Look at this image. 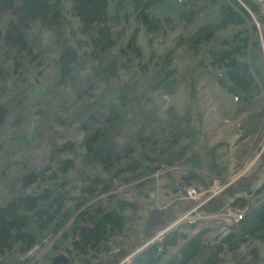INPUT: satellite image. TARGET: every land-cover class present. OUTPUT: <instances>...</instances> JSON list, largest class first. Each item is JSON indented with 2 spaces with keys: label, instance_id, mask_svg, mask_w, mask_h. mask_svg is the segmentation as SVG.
Returning a JSON list of instances; mask_svg holds the SVG:
<instances>
[{
  "label": "trees",
  "instance_id": "obj_1",
  "mask_svg": "<svg viewBox=\"0 0 264 264\" xmlns=\"http://www.w3.org/2000/svg\"><path fill=\"white\" fill-rule=\"evenodd\" d=\"M72 19L88 48L73 40ZM170 32L172 45L157 54ZM179 46L204 51L181 80ZM263 49L264 12L252 0H0V264H264L256 172L190 213L199 219L171 227L196 206L186 190L207 187L202 170L221 172L214 151L198 149L191 111L159 117L150 99L191 89L195 70L210 68L245 114L241 139L256 134V146ZM47 63L32 100L23 85ZM154 187L182 197L148 211L133 232ZM227 211L241 215L213 217Z\"/></svg>",
  "mask_w": 264,
  "mask_h": 264
},
{
  "label": "rangeland",
  "instance_id": "obj_2",
  "mask_svg": "<svg viewBox=\"0 0 264 264\" xmlns=\"http://www.w3.org/2000/svg\"><path fill=\"white\" fill-rule=\"evenodd\" d=\"M253 1L261 3L260 0ZM261 1L264 4V0ZM77 24L78 22L72 19V28L75 31V37L73 40H75L80 49L88 48L86 40L76 32ZM175 36V33L170 32L165 38L157 41L154 46L157 54L162 50L168 49L172 45V40ZM48 37V34H44V43H47ZM125 39L120 41L119 46L124 43ZM138 45L144 52H146L145 50L147 48L141 36L139 37ZM261 53L264 67V51H261ZM203 56L204 51L193 53L192 51L187 50L184 46L175 48L172 57L176 68L177 78L181 80L183 75L186 76L184 69L188 66L194 67L197 61L203 59ZM46 65L49 64L47 63L36 68L32 74L33 80L29 83L28 79L23 85L26 96L32 100L33 98L39 97V93L45 89L43 76L48 72L50 67ZM176 76L175 79H177ZM192 81H194V84L191 89L179 84L174 93H152L150 99L152 107L156 109L157 116L159 117H165V113L169 111H174L181 115L183 110L188 108L194 119L200 123L198 149L201 155H204L211 150L214 151L215 160L221 173L213 174L207 169L202 170V175L205 176L203 179L207 183V187L202 188L196 184L193 187L200 189L199 193L195 194V196L193 195L191 198L187 196L191 201L199 200L198 202L200 204L195 207V209H197L199 206L205 204L208 199L219 195V193H221V191L227 186H230L243 177L251 176L255 172L257 175L255 188L264 183V140L262 139V141L254 146L257 137L256 134L255 137L250 136L241 139L239 124L245 114H235L233 97L217 84L214 72L210 68L195 70V73L192 74ZM261 99L264 103V94L261 96ZM262 123L263 120L259 128L262 126ZM158 173H156V175ZM163 184V181H159L156 186H161ZM159 190L161 189L154 187L153 190L147 192V197L142 200L144 208L139 211L137 225L133 229V232L138 234L142 233L144 218L147 216L148 211L164 210L179 202L177 200L179 199L178 196L182 197L181 194L177 195L176 193V195H174L171 190ZM205 196H207V198H205ZM175 198L176 200H174ZM195 209L191 210L189 213L176 217V222L184 219H199L200 217L198 216L193 217L190 215L187 217ZM230 214L231 213L227 211L224 214H218V216L225 218V216H230ZM42 252V249H37L27 257L32 258L40 256ZM123 262L128 264L130 262L129 257Z\"/></svg>",
  "mask_w": 264,
  "mask_h": 264
},
{
  "label": "built area",
  "instance_id": "obj_3",
  "mask_svg": "<svg viewBox=\"0 0 264 264\" xmlns=\"http://www.w3.org/2000/svg\"><path fill=\"white\" fill-rule=\"evenodd\" d=\"M260 2L262 3L261 0H260ZM262 4H263V3H262ZM195 194H197V193H196V191H195L194 189H189V190L187 191V196H189L190 198L193 197V195L195 196Z\"/></svg>",
  "mask_w": 264,
  "mask_h": 264
},
{
  "label": "bare ground",
  "instance_id": "obj_4",
  "mask_svg": "<svg viewBox=\"0 0 264 264\" xmlns=\"http://www.w3.org/2000/svg\"><path fill=\"white\" fill-rule=\"evenodd\" d=\"M167 229V228H166ZM162 231H164V229L162 230ZM166 231V230H165ZM130 245V244H129Z\"/></svg>",
  "mask_w": 264,
  "mask_h": 264
}]
</instances>
